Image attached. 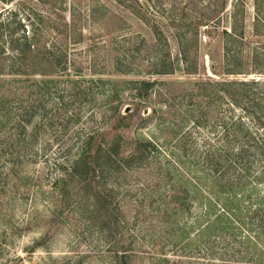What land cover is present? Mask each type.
I'll return each instance as SVG.
<instances>
[{"label": "rangeland", "instance_id": "obj_1", "mask_svg": "<svg viewBox=\"0 0 264 264\" xmlns=\"http://www.w3.org/2000/svg\"><path fill=\"white\" fill-rule=\"evenodd\" d=\"M233 18L243 74L225 75ZM24 37L66 71L23 73ZM262 49L264 0H0V264H264L248 221L264 209V159L230 173L229 192L201 159L217 132L252 123L217 82L264 80ZM87 133L119 134L123 157L140 144V161L101 179L107 210L79 183L52 195Z\"/></svg>", "mask_w": 264, "mask_h": 264}, {"label": "trees", "instance_id": "obj_2", "mask_svg": "<svg viewBox=\"0 0 264 264\" xmlns=\"http://www.w3.org/2000/svg\"><path fill=\"white\" fill-rule=\"evenodd\" d=\"M210 7V5H209ZM218 9L210 10V15L206 18V26L211 21H214L218 16ZM217 16V17H216ZM219 20V19H218ZM240 22L242 18L240 17ZM230 31L224 30V61L226 65L225 75H239L243 74L239 69L242 56L239 51L233 49L234 42L237 39L243 38V33H237L239 28L235 18L230 21ZM208 35H213V31H207ZM24 39L23 47H16L19 59L18 68L22 69L23 73L31 72L40 75H48L57 73V71H66V62L56 61L48 56V52L42 53L34 51L31 41ZM13 42V41H12ZM230 48L228 46L231 44ZM264 50L262 49V52ZM261 52V53H262ZM264 54V52H263ZM249 56V55H248ZM264 55H257L254 53L253 62L258 57ZM185 60V59H184ZM3 63L0 62V67ZM257 67V66H256ZM255 67V68H256ZM254 74H264L261 71H256ZM4 71L0 69V76ZM19 73V72H18ZM261 78V77H260ZM221 87L227 91L230 87H237L236 92L229 94L234 106L238 105L242 100H248L250 106V121L252 123H244L240 119L236 123H231V131L234 139H228V130L225 127L223 132L216 133L217 137L214 142L206 143V149L201 156L202 163L205 166V171L214 180V184L218 189L224 192H229L233 188H238L242 180L233 181L229 175L237 169L242 175L250 172L257 159H264V80L252 79L250 81H222L217 82ZM144 87H150L149 83H140ZM223 88H221L222 90ZM137 97L144 95L138 93ZM119 123V120L116 121ZM4 123H0V128ZM24 128V123H20ZM116 126L114 130L118 129ZM16 144H21V135L15 140ZM122 137L119 134L112 135L108 138H101L96 140L95 133H87L79 143L78 152L75 157L68 159L65 163L59 165V169L63 170L62 179H58L55 183L52 195L64 196L65 188L69 183H79L83 188L84 193L89 199L90 205L96 209L100 205L101 210H107L112 203L111 191L107 187H103L102 178L117 175L120 171H127L128 166L136 164L141 158L138 156V149L140 144H136L132 152L123 157L122 154ZM147 145H150L149 143ZM256 178V177H255ZM107 184V182H106ZM222 215L229 213V211L222 209ZM224 213V214H223ZM250 224L255 231L264 234V209H255L250 213L248 218ZM117 251V250H116ZM114 253V258L120 261L121 257Z\"/></svg>", "mask_w": 264, "mask_h": 264}]
</instances>
